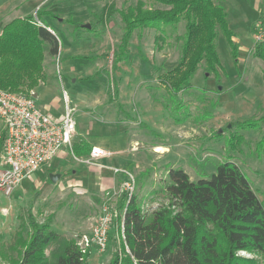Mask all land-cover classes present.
<instances>
[{
    "label": "rangeland",
    "instance_id": "1",
    "mask_svg": "<svg viewBox=\"0 0 264 264\" xmlns=\"http://www.w3.org/2000/svg\"><path fill=\"white\" fill-rule=\"evenodd\" d=\"M136 1L43 2L45 8L56 15L52 19L45 17V22L56 31L54 35L59 46L58 54L53 55L49 53V45H43V77L31 89L38 94L34 97L36 107L41 109L45 103L51 106L57 103L62 109L65 103L63 88L79 128H89L95 123L102 127L117 125L118 130L113 135L87 129V136L95 141L105 138L107 144H93L106 150L105 156L77 157L70 153L62 164L47 171L43 185L33 183L26 192L16 190L10 197L0 191V264L16 261L17 253L11 245L22 218L26 220L29 211L39 222L53 213L52 228L79 241L83 234L91 233L103 209L113 218L108 242L104 249L90 247L86 264H109L119 246L114 217L127 183L133 181L132 192L137 195L141 209L149 213L167 202L165 186L170 168L183 169L195 181L201 176L209 177L219 162L230 158L248 176L264 206V121L261 120L264 63L253 58L251 35L239 38L238 44L246 45V51L241 52L243 61L234 73L227 45L219 32L218 40L222 42L217 50L227 76L220 72L218 82L212 74L205 75L201 63L191 80L192 87L173 98L159 80L162 73L177 63L181 43L178 36L184 32L183 20L176 27L167 26L157 43L154 39L159 31L154 28L133 30L127 38L124 58L111 71L112 55L118 52V44L125 33L120 12ZM144 1L146 6L167 8ZM223 1L214 0L216 3ZM110 2L115 8L112 16L98 22L102 8ZM251 2L256 5L255 0ZM14 12L16 7L8 4L6 19L9 20ZM245 15L248 20L253 18L250 12ZM69 16L82 27L63 22ZM114 88L117 98L113 96ZM250 119L258 122L251 129L245 126L237 130L232 125V122ZM230 141L234 143L232 147ZM50 175H56L57 179L51 181ZM41 177L40 172L31 178L34 181ZM239 254L255 264L260 262L258 255L245 251Z\"/></svg>",
    "mask_w": 264,
    "mask_h": 264
},
{
    "label": "trees",
    "instance_id": "2",
    "mask_svg": "<svg viewBox=\"0 0 264 264\" xmlns=\"http://www.w3.org/2000/svg\"><path fill=\"white\" fill-rule=\"evenodd\" d=\"M167 8L146 6L137 0L120 12L125 33L114 52L111 70L124 58L127 38L136 28L159 31L162 38L167 26L176 27L183 20L184 32L176 65L160 77L171 97L177 98L192 87L191 80L201 63L205 75L220 81L224 67L217 47L218 34L225 38L236 63L237 46L232 40L228 14L214 0H149ZM114 4L108 3L98 15V22L112 16ZM43 9L7 22L0 32V87L11 91H31L43 77L44 43L50 54H58L59 42L48 29ZM263 18V17H262ZM67 22L82 27L81 23ZM253 54L264 59V45L255 44ZM121 55V56H120ZM114 88V98H117ZM112 99V97H109ZM264 121V114L261 117ZM254 119L232 122L237 129H251ZM234 136H237L235 133ZM229 142V146H233ZM90 145L73 144L72 152L88 153ZM165 186L167 202L151 212L141 209L137 195L123 191L117 224L119 246L109 264H255L239 254L258 255L264 264V206L252 189L248 176L230 158L219 162L209 176L193 181L181 168H170ZM53 214L39 222L27 214L16 232L13 264H86L89 250L83 252L77 241L51 226ZM26 229V231H25Z\"/></svg>",
    "mask_w": 264,
    "mask_h": 264
},
{
    "label": "built area",
    "instance_id": "3",
    "mask_svg": "<svg viewBox=\"0 0 264 264\" xmlns=\"http://www.w3.org/2000/svg\"><path fill=\"white\" fill-rule=\"evenodd\" d=\"M253 39L255 44L264 45V18L254 23ZM0 120L3 127L0 191L10 197L24 177L48 163L62 147L71 149L76 122L67 103L62 115L54 117L36 107L32 91L24 93L1 87ZM105 154L106 150L98 146L89 151L91 158ZM133 184L127 183L129 195ZM112 220L109 211L103 209L91 233L83 234L77 241L83 252L90 251L92 246L106 247Z\"/></svg>",
    "mask_w": 264,
    "mask_h": 264
},
{
    "label": "crops",
    "instance_id": "4",
    "mask_svg": "<svg viewBox=\"0 0 264 264\" xmlns=\"http://www.w3.org/2000/svg\"><path fill=\"white\" fill-rule=\"evenodd\" d=\"M19 1V2H18ZM24 2L21 4V1L20 0H10V2L8 3V0H0V21L1 20H5L2 24H0V32H1V29L2 27L10 20L14 19V18H18V17H24L25 15H28V14H33L36 16V11L38 9H43L44 11L48 12V13H51V14H54L52 10H49L47 8H45L44 6V1L45 0H23ZM254 2V0H243L240 1V0H224L221 4L223 5V7L225 8V10L227 11V14H228V22H229V27L230 29L232 30L233 32V35H232V40L234 43H236V46H237V58H236V63H234L231 55H230V51H229V47L227 45V42L225 40V44L227 45V48H228V52H229V56L231 57V64L234 68L235 71H233L234 73H237L236 71L238 70V66L239 64L241 63V61H243L242 57H241V52L242 51H246V45H242V44H238L240 41H239V38H245L246 36L248 35H251V38H252V42H253V50H254V39H253V29H251V26L259 19V18H264V0H255L256 1V5H252V2ZM18 2V3H17ZM12 3L13 4V7L15 8L16 7V12H14L11 16H10V19L7 20V13H8V4ZM32 9V11H30ZM52 11V12H51ZM246 12H250L252 15H253V18H250V20H248V16L245 15ZM55 15V14H54ZM45 17H48L50 19L52 18H56V15L54 17H52L50 14H45L43 16L44 18V21H45ZM68 19H71V16L63 19L64 21L63 22H67ZM72 23H70L71 25ZM48 25L50 26V31L54 34H56V31L54 30V28L50 25V23H48ZM72 26V25H71ZM54 31H52L51 30ZM74 28V27H73ZM73 30V29H72ZM57 35V34H56ZM218 48L220 46V43L222 42V40H218ZM245 46V47H244ZM219 50V49H218ZM252 55H253V58L254 59H257L259 62H263L264 63V59L261 58V57H257L253 54V51H252ZM223 67H224V75L227 76V73H226V66L224 64H222ZM112 71V70H111ZM51 73V71H50ZM45 74V73H44ZM46 76V75H45ZM59 76V79H60V75L58 74ZM61 81V79H60ZM62 86V85H61ZM63 87V86H62ZM32 94L35 95L34 97L37 98L38 94L36 93V91H32ZM62 95L64 96V100H65V103L63 104V107L62 109H59L60 108V105L59 104H55L54 106H51L50 104H47L45 103L44 106L41 107V110L44 111V112H47L49 114H51L52 116L54 117H59L62 115V113L64 112V108H65V105L69 99L68 95H67V92L65 89L62 88ZM63 96H62V100H63ZM68 104V103H67ZM38 108V107H37ZM40 109V108H39ZM76 122V121H75ZM2 123V122H1ZM90 127L89 128H82L78 126V122H76V126H75V131H74V134H73V137H72V145L73 144H80L82 145L84 143L85 144H88L90 145L91 147L93 146V144H97V145H105L107 144L105 142V138L102 137L98 140L95 141V139H92L93 137H90V136H87V129H89L90 131L89 132H98V133H107L110 132V133H114L115 134V131L118 130V127L117 125L115 126H111V127H102L100 125H97L95 123H92L89 125ZM113 134V135H114ZM2 138H3V132L1 131L0 132V157H1V152H2ZM93 142V143H92ZM90 147V149H91ZM72 146H71V149L67 148V147H62L58 153L46 164L42 165L38 170H35L33 171L29 177H24L20 183L23 181V180H27L25 183H23L22 186H19V184L15 187L13 193L16 192V190H18L17 192H26L27 191V187L31 184H37L38 186L41 184L43 185L45 180H46V174H47V171L52 168V167H55V166H58L60 164H62L65 159L68 158V156H76L73 154L72 152ZM90 151V150H89ZM71 153V155H70ZM85 155H89V152L88 153H85L83 152L82 154L80 155H77V157H83ZM105 156V155H104ZM103 156H100L98 158H101ZM105 158H103L104 160ZM0 171H1V166H0ZM42 173V177L40 179H36L34 181H32V176L35 174V173ZM50 179V178H49ZM21 188V190L19 191V189L17 188ZM28 213H32L31 211H29ZM27 213V214H28ZM34 216L35 214L32 213ZM50 214H53V213H50ZM27 217V216H26ZM36 217V216H35Z\"/></svg>",
    "mask_w": 264,
    "mask_h": 264
},
{
    "label": "water",
    "instance_id": "5",
    "mask_svg": "<svg viewBox=\"0 0 264 264\" xmlns=\"http://www.w3.org/2000/svg\"><path fill=\"white\" fill-rule=\"evenodd\" d=\"M86 26L90 27L89 24H87ZM33 96H35V95H33ZM50 179H51V181H55L57 179V176L56 175H50Z\"/></svg>",
    "mask_w": 264,
    "mask_h": 264
}]
</instances>
